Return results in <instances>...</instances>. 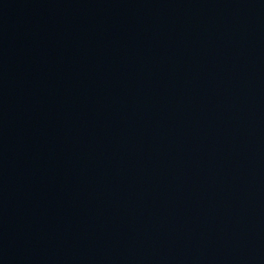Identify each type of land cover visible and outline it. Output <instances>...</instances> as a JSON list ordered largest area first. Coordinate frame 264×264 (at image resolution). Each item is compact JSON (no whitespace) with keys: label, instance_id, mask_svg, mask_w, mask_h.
Wrapping results in <instances>:
<instances>
[{"label":"water","instance_id":"1","mask_svg":"<svg viewBox=\"0 0 264 264\" xmlns=\"http://www.w3.org/2000/svg\"><path fill=\"white\" fill-rule=\"evenodd\" d=\"M0 264H264V0H0Z\"/></svg>","mask_w":264,"mask_h":264}]
</instances>
